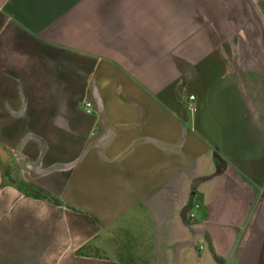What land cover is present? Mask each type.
<instances>
[{
    "label": "crops",
    "instance_id": "1",
    "mask_svg": "<svg viewBox=\"0 0 264 264\" xmlns=\"http://www.w3.org/2000/svg\"><path fill=\"white\" fill-rule=\"evenodd\" d=\"M220 1L0 0V264H264V12Z\"/></svg>",
    "mask_w": 264,
    "mask_h": 264
},
{
    "label": "rangeland",
    "instance_id": "2",
    "mask_svg": "<svg viewBox=\"0 0 264 264\" xmlns=\"http://www.w3.org/2000/svg\"><path fill=\"white\" fill-rule=\"evenodd\" d=\"M221 7H235L236 9H242L247 11L246 13H250L251 15L248 16H244L241 19L244 20L245 22H250V23H254L255 21V16H254V12L253 10H250L251 8H258L259 4H261V0H222L220 1ZM256 8V9H257ZM258 12V10H257ZM263 12V11H261ZM236 22H238L239 17L236 16ZM0 179H1V184H4L6 182V177L3 175V171L0 165Z\"/></svg>",
    "mask_w": 264,
    "mask_h": 264
},
{
    "label": "water",
    "instance_id": "3",
    "mask_svg": "<svg viewBox=\"0 0 264 264\" xmlns=\"http://www.w3.org/2000/svg\"><path fill=\"white\" fill-rule=\"evenodd\" d=\"M8 158H9V153L2 145H0V165L4 175H6L8 179H10V167L8 163Z\"/></svg>",
    "mask_w": 264,
    "mask_h": 264
},
{
    "label": "trees",
    "instance_id": "4",
    "mask_svg": "<svg viewBox=\"0 0 264 264\" xmlns=\"http://www.w3.org/2000/svg\"><path fill=\"white\" fill-rule=\"evenodd\" d=\"M16 186L22 190H26L29 194L36 195V196H44L46 197L45 194L42 193L41 190H38L37 188H34L32 186L23 184V183H16ZM79 253H82V251H78ZM125 264H133V263H125Z\"/></svg>",
    "mask_w": 264,
    "mask_h": 264
},
{
    "label": "built area",
    "instance_id": "5",
    "mask_svg": "<svg viewBox=\"0 0 264 264\" xmlns=\"http://www.w3.org/2000/svg\"><path fill=\"white\" fill-rule=\"evenodd\" d=\"M193 98H194L193 95L189 96V99H193ZM90 106H91V103L87 102L86 103V112H88V113L91 111ZM198 208H199V204H197V203L194 204L193 209H192V211H190V214H189L190 218L196 217V215H197L196 212H197Z\"/></svg>",
    "mask_w": 264,
    "mask_h": 264
},
{
    "label": "flooded vegetation",
    "instance_id": "6",
    "mask_svg": "<svg viewBox=\"0 0 264 264\" xmlns=\"http://www.w3.org/2000/svg\"><path fill=\"white\" fill-rule=\"evenodd\" d=\"M259 9L264 12V0H261V4H259Z\"/></svg>",
    "mask_w": 264,
    "mask_h": 264
}]
</instances>
